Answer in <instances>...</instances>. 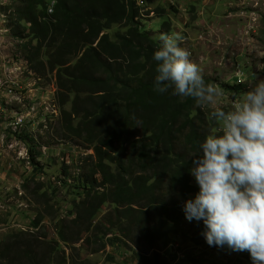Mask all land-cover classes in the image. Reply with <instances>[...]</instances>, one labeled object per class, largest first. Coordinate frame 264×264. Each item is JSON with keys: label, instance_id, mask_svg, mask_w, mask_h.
Wrapping results in <instances>:
<instances>
[{"label": "trees", "instance_id": "16d2710c", "mask_svg": "<svg viewBox=\"0 0 264 264\" xmlns=\"http://www.w3.org/2000/svg\"><path fill=\"white\" fill-rule=\"evenodd\" d=\"M136 1L19 0L12 34L27 39L23 46L33 70L42 75L47 66L55 72L62 135L93 150L83 156L82 174L72 183L63 180L73 192L68 218L53 217L60 238L67 244L83 239L94 253L109 243L119 252L128 247L140 264H193L194 257L181 256L173 241L188 235L184 204L199 192L190 172L193 155L213 120L191 97L154 90L153 55L160 47L136 20ZM162 24L168 31V22ZM36 183L31 193L40 201L48 189ZM44 218L38 212L30 226L38 228ZM22 232L1 243L0 260L54 264L52 257L60 256L69 264L73 255L58 240L38 253L33 244L23 245ZM193 233L192 242L203 243L201 227ZM155 247L164 253L145 254Z\"/></svg>", "mask_w": 264, "mask_h": 264}, {"label": "rangeland", "instance_id": "374dc122", "mask_svg": "<svg viewBox=\"0 0 264 264\" xmlns=\"http://www.w3.org/2000/svg\"><path fill=\"white\" fill-rule=\"evenodd\" d=\"M18 4L19 0H0V55L1 61L12 71L6 80L13 88V99L3 92L8 111L2 119L7 127H0V244L9 234L23 231V245L33 244L32 248L38 253L48 252L49 244L58 240L66 253L73 255L68 259L69 264H140L128 247L119 252L109 243L105 249L94 253L84 247L83 239L67 244L59 236L53 217L68 218L73 192L68 183H72V177L77 179L82 174L83 156L93 150L62 135L55 72H48L46 66L44 74L36 73L30 67L23 46L27 39L15 38L12 34ZM136 4L140 8L136 20L141 29L146 30L159 47L162 33L181 34L180 46L200 64L206 83L221 90L222 96L215 105L201 106L195 101V108H200L207 120L211 119L209 113L213 108L232 110L247 91L264 80V0H154L150 4L137 0ZM157 7L164 11L158 12ZM164 21L168 22V31L162 24ZM113 30H117L115 25ZM234 89L242 90L239 93ZM69 106L67 103L66 108ZM16 114H22L24 123H13ZM211 123L213 128H209V135L221 134L220 126L214 121ZM63 164L65 171L61 170ZM64 179L67 184L63 183ZM36 182L44 185L42 191L48 189L40 201L31 193L38 187ZM196 195L192 194L187 200ZM109 208L104 207L100 216ZM38 212L45 218L38 228H33L30 220ZM187 221L185 232L188 235L177 237L173 242L179 246L181 256L190 253L194 257L193 264H253L247 251H234L227 245L210 246L206 239L201 244L193 243L194 228L201 227L203 234L205 225L202 219ZM154 251L164 253L155 247L145 254ZM52 261L63 264L64 259L54 256ZM0 264L6 261L0 260Z\"/></svg>", "mask_w": 264, "mask_h": 264}, {"label": "clouds", "instance_id": "9594fccd", "mask_svg": "<svg viewBox=\"0 0 264 264\" xmlns=\"http://www.w3.org/2000/svg\"><path fill=\"white\" fill-rule=\"evenodd\" d=\"M159 40L154 90L215 105L222 92L206 83L200 64L180 46L182 35L162 33ZM209 115L221 134L205 137L193 155L190 172L199 192L185 202V216L203 220L210 246L247 251L253 264H264V80L232 110L215 107Z\"/></svg>", "mask_w": 264, "mask_h": 264}, {"label": "built area", "instance_id": "2783aa9c", "mask_svg": "<svg viewBox=\"0 0 264 264\" xmlns=\"http://www.w3.org/2000/svg\"><path fill=\"white\" fill-rule=\"evenodd\" d=\"M52 5H53V1L50 2V4L48 5V13H51L52 12ZM0 68L1 70H4V79H0V92L2 91L3 89V92L5 91L7 95H5L7 98H12L13 99V96L11 95L12 92H13V88H11V84H9L7 87L6 86V83H7V80H6V75L8 76V74L12 71H10L8 69V66L6 65V63L4 61H1L0 60ZM2 106V107H1ZM3 108V109H2ZM14 115V114H13ZM7 116V111L6 109L4 108L3 105H1V96H0V127L2 128H6L7 127V123L4 119H2L3 117H6ZM15 125H19L21 123H24L23 121V117H22V114H16L14 116V122H13ZM11 146V145H10ZM14 153H16L14 151Z\"/></svg>", "mask_w": 264, "mask_h": 264}, {"label": "crops", "instance_id": "0c3cea01", "mask_svg": "<svg viewBox=\"0 0 264 264\" xmlns=\"http://www.w3.org/2000/svg\"><path fill=\"white\" fill-rule=\"evenodd\" d=\"M2 59V57H1V55H0V60ZM35 71V70H34ZM36 72V71H35ZM37 73V72H36ZM8 76H9V74H8ZM7 75H6V77H8ZM37 77H40V76H38L37 75ZM0 79H4V70H1V68H0ZM7 79V78H6ZM37 79V78H36ZM8 86V84L6 83V86L5 87H7ZM7 95V94H6ZM0 96H1V105H3L4 106V108L6 109V111H8V105L7 104H5V101H6V98L3 96V89H2V91L0 92ZM2 107V106H1ZM3 109V108H2ZM14 114V112L12 113V115Z\"/></svg>", "mask_w": 264, "mask_h": 264}]
</instances>
